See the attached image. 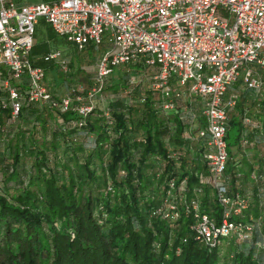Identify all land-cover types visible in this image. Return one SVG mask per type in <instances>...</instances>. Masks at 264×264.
Returning <instances> with one entry per match:
<instances>
[{
  "label": "built area",
  "instance_id": "2783aa9c",
  "mask_svg": "<svg viewBox=\"0 0 264 264\" xmlns=\"http://www.w3.org/2000/svg\"><path fill=\"white\" fill-rule=\"evenodd\" d=\"M40 21L77 52L99 54L89 104L77 95L80 89L63 98L49 92L46 70L32 61ZM43 62L71 73L63 50L50 51ZM122 66L149 81L158 113L171 121L168 133L190 154L186 171L197 179L190 189L188 178L182 180L176 194L170 181L171 192L152 217L177 220L185 210L199 242L211 248L230 238L251 240L255 222L244 219L246 211L253 199L264 206V0H53L22 6L0 0V156H10L8 134L14 136L26 111H32L31 127L49 111L76 113L62 131L72 132L74 143H92L88 117L100 108L112 124L103 89ZM138 73L130 81L140 87ZM233 118L240 125L235 147L228 143ZM48 126L55 125L50 120ZM185 156L180 149L171 153L176 166ZM0 180L1 188L2 175ZM207 189L223 208L219 222L201 209Z\"/></svg>",
  "mask_w": 264,
  "mask_h": 264
},
{
  "label": "trees",
  "instance_id": "16d2710c",
  "mask_svg": "<svg viewBox=\"0 0 264 264\" xmlns=\"http://www.w3.org/2000/svg\"><path fill=\"white\" fill-rule=\"evenodd\" d=\"M121 86H105L103 93L122 96L128 88ZM141 91L134 90L127 108L120 99L109 104L112 124L94 109L87 120L92 143L88 138L74 143L72 132L62 131L76 113L49 111L30 128L22 118L1 170L0 264H264V249L246 248L252 240L230 238L216 248L201 244L185 210L177 220L152 217L171 192L170 181L176 194L182 180L188 178L190 189L197 179L186 171L188 150L168 133L171 121L158 113L154 95ZM244 106L243 100L237 112ZM231 125L240 130L237 118ZM179 149L186 156L176 166L171 153ZM201 209L221 221L223 208L210 189ZM262 223L255 232L264 237Z\"/></svg>",
  "mask_w": 264,
  "mask_h": 264
},
{
  "label": "rangeland",
  "instance_id": "374dc122",
  "mask_svg": "<svg viewBox=\"0 0 264 264\" xmlns=\"http://www.w3.org/2000/svg\"><path fill=\"white\" fill-rule=\"evenodd\" d=\"M37 35H38V33H37ZM37 37L39 38V43H40L39 45H41L44 42L43 41L44 38L41 34H39ZM58 39H59V42H61L63 40L60 38H58ZM82 54L88 55L90 57V59H87V57H84L85 59L84 58L82 59L83 55L77 56V58L81 56L79 61L77 60L79 62V66L75 63V61H73V64L71 67V73L72 74H69V75L62 74V76H64V77L61 76V79H59V80H62L64 82V85H67V88L65 91L67 92V89H68V92L72 93V95L76 94V93H73V91H76L79 88L81 90V93H79V94L77 93V95L82 97V100L84 103L89 104L90 103L89 94H90V91H92V89L94 88V84H95V81H94L95 66H96V62L94 59L95 53L93 50H89V51H86ZM71 61H72V59H71ZM133 71L135 73H138L136 70H132V67H130V66H122L118 70H116L113 73V75L107 80L105 86H115V85L124 84L125 86H121V88H119V90H123L125 87L128 89L122 91V96L120 94L114 93L111 90H106L105 93H103V99L104 100L102 103L104 106H107V104L108 105L112 104V102L114 103L115 100L117 101L120 99V101L124 103L125 108H127L130 106V104H132V102H134L132 94L126 93V92H128V91L130 92L132 90L134 92V90L138 89V86L131 85L130 75L127 74L128 72L133 74ZM138 74L139 75H138V78L136 80V83L141 84L140 88H142V90L144 92H148L147 86L149 84V81L147 80L146 77L141 76L142 73H138ZM70 89L73 91L70 92ZM143 91H141V92H143ZM138 92L135 93L136 97L138 96ZM100 104L101 103H98V106H102ZM22 125L25 126V122L24 123L22 122ZM239 133H240V130L238 127L232 128L231 131L229 132L228 143L232 144V145L237 144ZM16 135H17L16 133L14 134V136H13V134H10V135L8 134V136H10L9 140L14 141L16 138ZM7 157H8V155H6V154L0 156V178H1V170L4 168L6 161H8ZM253 197L255 198V193H254ZM263 201H264V199H263ZM257 204L260 205L258 200L253 199V203H251V207L246 212H248V214H247L249 216L248 220L251 219L255 222V223H253V225H255L254 227L255 228L256 227L261 228L263 226L262 222H264V206L257 209V207H256ZM257 210H259V216H260L259 219H256V214H258ZM256 233L257 232L251 231L252 235H250V236L252 237V239H251L252 241L250 244H246V248H248V249L249 248H255L254 250H256L258 252L260 248L264 249V246H263L264 237H262V234H259L257 236ZM260 239L262 241L258 242Z\"/></svg>",
  "mask_w": 264,
  "mask_h": 264
},
{
  "label": "crops",
  "instance_id": "0c3cea01",
  "mask_svg": "<svg viewBox=\"0 0 264 264\" xmlns=\"http://www.w3.org/2000/svg\"><path fill=\"white\" fill-rule=\"evenodd\" d=\"M51 1H53V0H13V2L15 4H17L18 6L34 5V4H40V3H43V2L44 3H48V2H51ZM37 33H38V35L41 34L43 36V38H44V40H43L44 42L41 45H39L40 43H39V38L37 37L38 36ZM58 38L59 37L54 33L52 28L45 21H40L38 23L37 27H36L35 47H34L33 52H32V61H33V63L36 66L42 67V68H44L46 70L45 85L47 86L49 92L55 98H63L65 96L72 95V93H69L68 89H67V92H66L65 90L67 88V85H64V82L62 80H59V79H61V76H62V72L59 70V68L57 66H55V65L45 64L43 62V56L46 55L47 53H49L50 51H54V50H58V49L63 50L64 55L66 56V58H68L70 61L72 59L71 67H72L73 61H75V63L79 66V62L78 61H79L81 56L78 57V58H77V56L83 55L82 59L84 57H87V59H90V57L88 55H84L82 53L77 52V50H75L74 48L70 47L63 40L61 42H59ZM94 53H95L94 59H95V62H97V60L99 58V54H97L95 51H94ZM70 74H72V73H70ZM62 77H64V76H62ZM72 91L73 90L70 89V92H72ZM24 119H25L24 120V122H25V126L24 127L30 128L31 124H32L31 114L29 112L27 114H25Z\"/></svg>",
  "mask_w": 264,
  "mask_h": 264
}]
</instances>
